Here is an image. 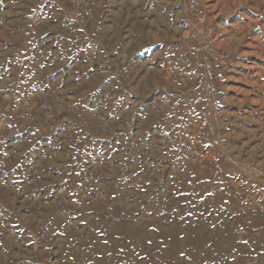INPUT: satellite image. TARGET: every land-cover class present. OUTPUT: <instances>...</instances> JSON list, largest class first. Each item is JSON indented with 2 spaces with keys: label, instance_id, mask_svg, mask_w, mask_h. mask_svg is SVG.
I'll list each match as a JSON object with an SVG mask.
<instances>
[{
  "label": "rangeland",
  "instance_id": "rangeland-1",
  "mask_svg": "<svg viewBox=\"0 0 264 264\" xmlns=\"http://www.w3.org/2000/svg\"><path fill=\"white\" fill-rule=\"evenodd\" d=\"M0 264H264V0H0Z\"/></svg>",
  "mask_w": 264,
  "mask_h": 264
}]
</instances>
